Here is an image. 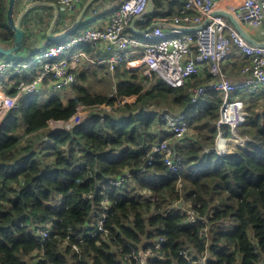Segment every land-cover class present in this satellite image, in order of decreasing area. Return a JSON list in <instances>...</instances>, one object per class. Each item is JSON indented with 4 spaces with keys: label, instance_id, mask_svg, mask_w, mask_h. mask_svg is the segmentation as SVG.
I'll list each match as a JSON object with an SVG mask.
<instances>
[{
    "label": "trees",
    "instance_id": "trees-1",
    "mask_svg": "<svg viewBox=\"0 0 264 264\" xmlns=\"http://www.w3.org/2000/svg\"><path fill=\"white\" fill-rule=\"evenodd\" d=\"M1 1L0 42L4 44L13 38V30L7 22V2ZM154 2V16L166 19L164 6L171 5L176 15L184 3ZM87 15L78 29L54 41L66 42L83 32ZM151 21L148 17L142 27ZM24 46L28 56L18 51L15 59L32 63L38 51L28 42ZM83 48L91 50L90 45ZM125 62L113 75L105 66V89L94 90L85 72L69 98L45 90L27 96L2 120L0 114V264H124L104 234L82 243L81 253L65 244L70 227L87 228L93 214L101 213L100 200L86 195L104 189L113 201L106 222L112 241L126 237L139 243L150 228H158L166 238L162 251L167 261L153 264H191L188 255L180 253L183 249L195 260L206 258L204 264H264V89L258 96L251 93L260 102L248 107L249 114L238 129L251 140L242 145L232 139L231 151L221 154L215 146L224 93H209L194 104L190 99L191 86L211 80L208 70L205 77L194 76L185 86L173 87L155 72L140 81V75ZM44 63V59L32 63L24 77H9L11 87L0 80V91L16 95V84L33 80ZM247 63V57L239 60L240 70ZM144 82L151 83L149 89ZM100 105L113 109L94 113L70 129H50L56 121L72 119L81 106ZM163 105L167 111L160 108ZM165 111L184 112L189 121L186 140L175 147L183 155L181 169L171 171L158 155L148 165L146 176L134 174L123 187L100 186L103 178L142 167L152 146L171 138L162 119ZM224 130L230 134V127ZM144 190H148L147 198L139 192ZM178 201L190 204L201 221L190 225L186 212H170L168 208ZM40 216L54 220L55 231L45 246L32 231Z\"/></svg>",
    "mask_w": 264,
    "mask_h": 264
},
{
    "label": "built area",
    "instance_id": "built-area-1",
    "mask_svg": "<svg viewBox=\"0 0 264 264\" xmlns=\"http://www.w3.org/2000/svg\"><path fill=\"white\" fill-rule=\"evenodd\" d=\"M32 2L35 0H25ZM218 0H186L174 16L173 23L181 25H199L205 18L210 17L207 25L193 32H184L179 29L157 27L150 32L135 36L130 32V23L135 16H142L147 8L148 0H124L116 7L108 18L104 27H88L80 34L66 42L58 43L53 39L40 48L37 58L44 59L42 71L31 81L21 80L16 84V95L0 92L1 120L9 110L17 108L21 101L34 93H43L52 89L54 92H65L79 82L77 64L84 63L86 67L92 64H106L109 69L115 70L118 66L132 57H139L145 67V74L155 72L166 83L173 87H183L194 76L201 75L207 68L212 76L206 83L191 86V103H197L201 98L212 92L224 93V102L220 109L218 120V136L215 148L221 154L230 152V141L235 139L239 126L245 122L247 115L243 102L230 100L232 94L241 91H256L264 88V46L255 45L246 40L235 26L222 15L213 16ZM82 0H58V5L65 11H71ZM238 19L244 20V25L260 30V37L264 40V0H243L239 11H235ZM147 18H141L146 22ZM146 40L152 41L148 43ZM260 41V40H259ZM90 45L94 48L102 46L104 53L98 54L82 48ZM236 45L248 63L241 69L244 79L233 82L225 72L224 64L229 58L232 46ZM92 53V54H91ZM132 61L131 63H133ZM32 68V63L5 60L0 57V77L8 78L16 75L24 77ZM86 106H81V108ZM80 108V109H81ZM162 119L167 122L171 138L157 141L147 154L146 163L140 168H126L120 175L106 177L99 181L100 186L123 187L131 181L134 174L141 176L148 170V165L154 162L157 156H162L166 166L171 171L181 169L183 155L175 152L177 145L172 140L180 141L190 131L189 121L184 112L178 114L166 113ZM229 126L233 133L232 138L225 133L224 127ZM236 140V139H235ZM237 141V140H236ZM238 142V141H237ZM239 143V142H238ZM244 145L243 143H239ZM143 198H147L148 190L141 191ZM89 199L98 198L101 213L93 214L89 227L75 229L70 227L65 244L71 246L76 253H81V244L88 239L104 234L111 244L112 252L120 254V261L124 264H153L154 261H167L162 251L166 238L159 234L158 228H150L149 233L139 242L123 237L112 241L111 229L106 225L109 211L113 206L110 193L104 189L100 193L86 195ZM170 212H186L187 222L197 224L201 219L191 208L181 202H173L168 208ZM35 237L45 246L47 240L54 233V220L40 216L33 230ZM207 230L202 231L205 234ZM43 254V251L41 250ZM181 254L188 255L191 264H204L206 258L195 260L189 250L183 249ZM193 254L194 251H192ZM196 255V254H195ZM199 256L198 254L196 255ZM208 258V255H207Z\"/></svg>",
    "mask_w": 264,
    "mask_h": 264
},
{
    "label": "crops",
    "instance_id": "crops-1",
    "mask_svg": "<svg viewBox=\"0 0 264 264\" xmlns=\"http://www.w3.org/2000/svg\"><path fill=\"white\" fill-rule=\"evenodd\" d=\"M10 0H6L7 6L9 5ZM58 0H35L32 2H26L25 0H17L16 6H15V17L16 19L20 18L23 14V12L30 7L32 4H38L35 5L33 8H31L27 13L24 14V16L21 19V27L26 32V38L23 43L22 49L19 51L21 55H24L25 57L28 56V53L26 52V49L24 44L26 42L30 43L32 45L33 51H38L40 48L49 40V30L51 28V25L54 21V18L56 16V10L53 6L46 5L45 3H57ZM181 3L184 2V0H179ZM40 2H44L43 4H39ZM123 0H82L73 10L71 11H65L63 10L59 5V11H58V18L60 17V22L57 25V21L55 23L54 28L52 29V36H60L59 34L62 32L64 33L69 28H71L74 23L78 20L79 16L82 14V18L84 14L88 15L86 17L85 23H84V30L88 27H104L107 24L108 18L110 17L113 10L118 6ZM243 0H218L215 6V9L212 13H218V12H229L235 15V11H239V8L242 4ZM0 3L2 1L0 0ZM58 4V3H57ZM8 10V9H7ZM178 10V7L175 6V12ZM163 13H167V19L159 18L156 16H150L151 20H162L167 22H172L174 19V11L171 8V5L164 6ZM76 18V19H75ZM81 18V20H82ZM210 17L205 18L203 23L208 20ZM81 22V21H80ZM94 22V23H92ZM91 23V24H89ZM143 23L139 21L137 23V27L139 29H142ZM201 23V24H203ZM200 25V24H199ZM196 26V25H194ZM246 30L257 40H262L263 38L260 37V30L257 28H251L248 25H244ZM145 28V27H144ZM61 31V32H60ZM60 32V33H59ZM55 40V39H53ZM13 42V39L4 42L6 46H11ZM82 48L84 47L81 46ZM91 47L92 53H104V49L102 46L99 47ZM37 53V55H38ZM91 53V54H92ZM37 55L33 57L32 63H38L41 59L37 58ZM243 54H241L240 49L233 45L231 53L229 55V58L224 64V69L228 77L235 83L241 82L244 79V76L241 75V70L238 66V61L242 60V58H245ZM134 61L133 63H131ZM127 68L133 69L134 66L137 67V65H142L141 59L139 57H132L128 59L126 62ZM108 67L106 64H92L90 67H86L84 63H79L76 66V70L78 72V76L83 73L88 74V82H90L91 78L96 79L99 81L106 80L107 75V69ZM135 69V68H134ZM207 68H205L202 73L201 77H205L207 72ZM240 71V74L238 75V72ZM30 72V71H29ZM28 72V73H29ZM146 72H144L145 74ZM2 77V76H1ZM8 77L3 76L0 80L5 81L6 84H8V87H11L10 83L8 82ZM226 135L230 138H232V135L230 136L227 131H225Z\"/></svg>",
    "mask_w": 264,
    "mask_h": 264
},
{
    "label": "water",
    "instance_id": "water-1",
    "mask_svg": "<svg viewBox=\"0 0 264 264\" xmlns=\"http://www.w3.org/2000/svg\"><path fill=\"white\" fill-rule=\"evenodd\" d=\"M17 0H10L9 5H8V10H7V22L9 27L13 30V42L11 46H6L5 44L0 42V54L1 55H7V56H13L15 55L18 51H20L23 47V43L26 38V32L25 30L21 27V19L24 16L25 13H27L31 8H33L35 5L38 4H32L30 7H28L22 14V16L18 19L15 17V6H16ZM44 2H40L39 4H43ZM46 5L53 6L56 10V16L54 18V21L51 25V28L48 32L49 38L51 39H61L66 36H68L70 33H72L74 30L78 29L80 25V21L82 18V14L79 16L78 20L74 23V25L69 28L67 31L62 33L60 36H52V29L55 26V23L58 18V11L59 7L57 3H45ZM156 10V4L154 0H148L147 8L142 16H135L131 23H130V30L135 33L136 35H142L150 32L152 29L157 28V27H162L166 29H179L184 32H193L196 29H199L205 25H207L210 21V18L206 20L203 24L196 25V26H191V25H181V24H175L173 22H167V21H162V20H153L151 21L145 28L139 29L137 27V23L141 21V18H147L150 16H153ZM213 16L217 15H222L225 16L238 30V32L249 42L255 45H261L264 46V42L257 40L255 37H253L245 28L244 26V20L238 19L234 14L229 13V12H218V13H213Z\"/></svg>",
    "mask_w": 264,
    "mask_h": 264
},
{
    "label": "rangeland",
    "instance_id": "rangeland-1",
    "mask_svg": "<svg viewBox=\"0 0 264 264\" xmlns=\"http://www.w3.org/2000/svg\"><path fill=\"white\" fill-rule=\"evenodd\" d=\"M92 23H94V22H92ZM89 24H91V23H89ZM0 57H2V59H5V60H14V61H16L15 55H13V56L2 55ZM121 67H123V66H121ZM108 70L113 75V73H114V71L116 69L113 71V70H111V69L108 68ZM130 70L133 71V72H136V73H138L140 75V78H139L140 81L144 80V77L146 76V74H144V72H145L146 69H145V67L143 65H137V67L134 66L133 69H130ZM148 76H151V75H148ZM2 77H0V79ZM115 83H116V81L112 85L113 91L115 89L114 87H116L115 86ZM89 84L96 91L99 90V89H105V88H107V81L106 80L99 81V80H96V79H92L91 78ZM144 84H145V89H149L150 88L151 83H149V82L145 83L144 82ZM48 88H49L50 91L52 90V89H50V87H48ZM263 89H259V90L252 91V92L251 91H241V92L235 94L234 95V98H232V95H231L230 96V100H239V101L243 102V105H244V108H245V114L248 115L249 114L248 107L251 104H254L256 102H260L259 99L256 96H258ZM49 90L47 89V91H49ZM0 92H4V91H0ZM109 93L112 94V90H109ZM251 93H255L256 96H254ZM50 94H54V93L51 92ZM57 94H60L64 98H69V97H71L73 95V89H70V90L65 91V92H62V93H59L58 92ZM154 107H158V105L155 104ZM116 108H117V106L114 109H116ZM160 108L162 110H166L167 111V106H164L163 105V106H160ZM112 109L113 108L111 106H105V105H100V106H95V107H83V108H81L79 110V112L72 119H70L69 121H56V122H54L51 125L50 129H56V128H60V129L69 128L70 129L71 127L75 126L77 123L83 121L85 118L89 117L90 115H92L94 113L103 112V111L111 112ZM166 111H165V114L167 113ZM168 113H171V112H168ZM171 114H176V113H171ZM240 127H241V125L239 126V128ZM166 128H167V126H166ZM166 130H168V129H166ZM231 135H233V133L230 130V136ZM42 136L44 138V136H45V133L44 132H43V135ZM234 138L239 143H243V144H246L248 141L251 140L250 137H248V136H241L238 132H237L236 136H234ZM185 140H186V138H185ZM178 144H179V142H177L175 140H172V145H178ZM230 151H231V148H230ZM139 192L140 193H143L141 191H139ZM56 202H57V204H60L61 203V198L60 197H57ZM186 207L190 208V204L186 205ZM234 225H235V220L234 221L232 220L231 221V224H230V227L232 228Z\"/></svg>",
    "mask_w": 264,
    "mask_h": 264
}]
</instances>
